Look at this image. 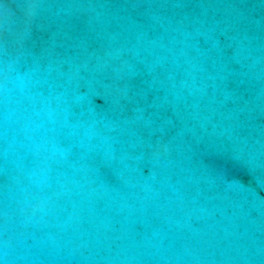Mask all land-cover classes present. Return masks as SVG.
<instances>
[{"label":"water","instance_id":"1","mask_svg":"<svg viewBox=\"0 0 264 264\" xmlns=\"http://www.w3.org/2000/svg\"><path fill=\"white\" fill-rule=\"evenodd\" d=\"M0 264H264V0H0Z\"/></svg>","mask_w":264,"mask_h":264}]
</instances>
